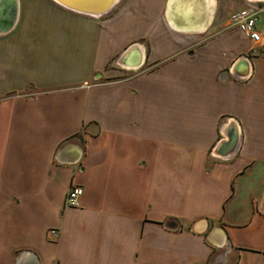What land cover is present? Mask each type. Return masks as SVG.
<instances>
[{"label":"crops","instance_id":"1","mask_svg":"<svg viewBox=\"0 0 264 264\" xmlns=\"http://www.w3.org/2000/svg\"><path fill=\"white\" fill-rule=\"evenodd\" d=\"M169 2L0 0V264H264V0Z\"/></svg>","mask_w":264,"mask_h":264},{"label":"water","instance_id":"2","mask_svg":"<svg viewBox=\"0 0 264 264\" xmlns=\"http://www.w3.org/2000/svg\"><path fill=\"white\" fill-rule=\"evenodd\" d=\"M62 6L73 10L75 12L91 15V16H102L110 12L113 7L117 4L119 0H55ZM172 0H170L169 5ZM260 1V0H258ZM138 53L137 57H135L132 61H130V67H139L142 64V56L139 51V47L133 46L128 49L126 55L121 57L120 63L123 62L126 58L129 57L131 53ZM237 136L235 134H231L228 136V140L221 141L217 146V151H215L218 155L225 156L233 152L237 145Z\"/></svg>","mask_w":264,"mask_h":264},{"label":"built area","instance_id":"3","mask_svg":"<svg viewBox=\"0 0 264 264\" xmlns=\"http://www.w3.org/2000/svg\"><path fill=\"white\" fill-rule=\"evenodd\" d=\"M258 10L252 7L241 9L228 19V23L238 27L255 47L262 42L264 33L257 27ZM254 49V48H253ZM83 194V189L79 186H71L65 198V206L75 207L79 204V199ZM52 238H59L60 232L57 229H50Z\"/></svg>","mask_w":264,"mask_h":264},{"label":"bare ground","instance_id":"4","mask_svg":"<svg viewBox=\"0 0 264 264\" xmlns=\"http://www.w3.org/2000/svg\"><path fill=\"white\" fill-rule=\"evenodd\" d=\"M172 22V21H171Z\"/></svg>","mask_w":264,"mask_h":264}]
</instances>
